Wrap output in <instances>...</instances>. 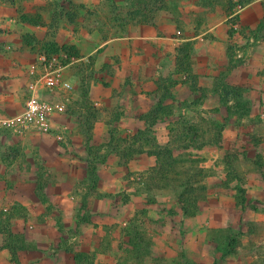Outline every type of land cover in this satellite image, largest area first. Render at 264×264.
Segmentation results:
<instances>
[{"label": "rangeland", "instance_id": "374dc122", "mask_svg": "<svg viewBox=\"0 0 264 264\" xmlns=\"http://www.w3.org/2000/svg\"><path fill=\"white\" fill-rule=\"evenodd\" d=\"M132 1L105 0L98 10L89 7L88 12L92 14L83 20H64V5H56L54 16L44 19V13L39 15L35 9L39 6L43 12L48 11L49 0H37L36 3L35 0H0V13L3 14L6 4H14L20 12V21L26 25L46 27L44 39L36 40L31 33H25L24 42L40 46L39 51L55 55L61 64H65L72 56H79L96 48L98 43L123 34L124 31L119 29L121 22L132 27L133 24L127 21L128 10L134 6ZM203 1L208 8L199 14L200 18L192 28L197 29L198 34L201 30L205 32L208 29L206 13L212 10L219 15H233L223 31L229 38L215 36L213 32L203 33V40L185 42L179 48L183 51L181 58L187 63L192 52L201 46L216 44L226 46L225 55L230 66L216 76L215 85L191 76L193 83L188 80L182 88L185 101L177 103L174 102L176 99L163 98L166 91L163 96L162 86L157 85L152 96L144 90L142 99H131L123 106L124 110L110 104L104 113L98 115L101 106L91 101L89 92L92 81L96 83L104 79V83H112L115 79L127 78L128 73L118 72L114 63L103 66V69L96 68L97 51L76 63L75 67L64 69L65 74L73 73L82 87L79 92L83 94L87 110L80 118L82 127H75L74 132L80 134V131L92 130V127L99 128V131L87 137L89 144L91 140L95 143L88 149L87 164L76 168L75 177L78 179L70 193L74 197L70 195L63 203L55 205L52 201L48 203L44 192L37 194L43 203L41 208L80 210L79 213H71L72 217L78 213L77 219L87 222L76 229L63 221L66 219L63 210H56L55 214L60 228L64 225L70 232L74 231L77 238L82 236L81 243L89 249L86 253L88 264H244L243 256H246L247 249L264 254V243H256V239L262 241L264 238L263 226L247 227L243 217L246 192L250 190L246 184L250 179L258 178L264 185V95L251 94L255 88L263 92L264 85L241 84L238 81L240 75L232 76L233 65L249 62L250 58L244 51L256 46L262 37L264 39V20L256 29L248 30L239 22L241 0ZM151 2L154 3L153 10L165 7V3L160 7L155 0ZM169 7L174 25L182 26V14H178L171 5ZM74 8L69 5L67 9L73 11ZM3 16L0 17V31L8 28L4 25ZM257 73L264 78V67L260 66ZM200 75L208 77L210 74L205 71ZM169 84L165 89L170 92L172 83ZM225 84L244 89L239 97L238 94L224 97ZM210 89L211 93H208ZM26 97L17 105L21 111V104L26 103L28 94ZM65 104L71 106L69 98ZM72 107L78 110L76 105ZM129 107L133 110L140 107L144 113L128 116L126 111L131 112ZM63 126L68 129L66 124ZM62 130L54 127L49 134L65 143V139L70 138ZM35 137L41 136L37 134ZM129 145L145 151L126 155L130 151ZM163 147L172 150V157L166 155L156 162V157L149 155L148 151H158ZM35 153L39 152L35 150ZM110 156H115V159ZM161 167L178 174L177 181L173 184L164 182ZM199 172L201 176L198 178L203 180L207 192L200 203L199 213L185 217L175 200L176 192L182 190L176 182ZM39 183L43 190V183H47ZM106 183L108 187H103ZM251 200H256V197ZM248 233L254 236L253 244L247 242Z\"/></svg>", "mask_w": 264, "mask_h": 264}, {"label": "crops", "instance_id": "0c3cea01", "mask_svg": "<svg viewBox=\"0 0 264 264\" xmlns=\"http://www.w3.org/2000/svg\"><path fill=\"white\" fill-rule=\"evenodd\" d=\"M50 1L53 0H49L48 11L43 12L39 6L35 9L39 15L44 13V19L52 18L56 5H64L65 10L62 14L64 20H83L92 14L88 12L89 7H95L98 10L101 3H105V0H62L61 4L60 0L56 3H50ZM241 1L243 7L239 14L240 24L248 30L256 29L264 20V0ZM164 3V8L155 10L152 7L140 9L138 4L133 3L134 6L129 8L127 18L128 24L129 22L133 24L132 27L126 25L127 22H121L119 29L124 31L123 34L98 43L96 48L81 53L79 56H72L63 64L65 68L75 67L82 59L97 51L96 68L103 69V66L114 63L118 72L122 70L128 73L127 78L115 79L112 83H104V79L96 83L92 81L89 92H91V101L101 106L98 115L104 113L105 107L110 104L124 110L123 106H126L131 99L140 101L144 90L152 96L157 85L162 86V95L166 91V96L163 95V98L172 101L176 99L177 101L174 102L177 103L185 101L182 88L184 89L188 80L193 83L191 76L215 85L218 79L216 76L223 69L229 68V59L225 55L226 46L203 45L196 52H192L187 63L182 60L183 51L179 48L185 45V42L203 40V33L213 32L215 36L226 37L223 31L233 15H219L213 10L207 12L208 29L205 32L201 30L198 34L197 29L192 27L196 19L200 18L199 14L204 13V10L208 8L205 1L164 0ZM214 4L212 2V5ZM69 5L75 7L73 11H68ZM169 5L174 7L178 14H182L181 18L184 19L182 26L174 25L170 17ZM19 14L14 4L9 6L6 4L3 14L0 13V17L4 15V25L8 27L7 30L0 31V264H88L87 259L82 261V259H76L75 256L78 252L84 254L89 252V249L81 243L82 236L77 238L76 233L70 232L64 225L60 228L58 217L55 214L56 210H63L62 213L66 218L63 221L76 229L77 226L82 227L83 222H87L84 219H77L80 210L41 208L43 203L37 193L44 192L48 203L51 204L52 201L55 205H60L67 197L69 198L74 182L78 179L75 177L76 168L78 166L82 168L87 164L88 149H91L95 143L93 142L95 140H91L89 144L90 140L88 141L87 137L92 133H98L99 128L84 129L80 131L81 133L79 132L80 134L74 132L75 127L81 126L80 118L84 117L83 114L87 110L83 104V94L79 92L80 89L82 91V87L75 80L73 73L66 74L75 84V90L65 94L71 106H66L65 111L58 115L55 121V127L63 128L62 131L69 135L70 139L64 136L65 143H62L53 134H46L34 128L25 132L15 122L17 115L22 112L21 109L19 110L20 106L17 107V105L26 100L27 94L29 96L28 82L31 79L29 68L41 53L40 46L24 42V34L31 33L36 40H41L45 38L47 30L43 25H26L20 21ZM202 23L205 24V21ZM96 30L98 31L99 27ZM244 54L249 56V62L245 65H233L232 76L240 75L238 81L242 82L241 84L264 85V78L257 73L260 66L264 67L263 37L256 46L246 49ZM205 71H209L208 77L200 75ZM169 83H172L171 88L169 86L170 92L167 88L165 89ZM211 90H208V93H211ZM212 91H215L214 88ZM251 94L261 97L264 91L255 88ZM48 97L52 100L63 99L59 93L48 95ZM75 105L78 110L72 107ZM21 106L24 109L25 103ZM128 109L131 111H126L128 116L134 117L144 113L140 107L134 110L131 107ZM97 122L100 123V121ZM63 124H66L67 130ZM37 134L41 137H35ZM35 150L39 153L34 154ZM85 155L87 159H84ZM109 158L115 159V156ZM41 181L47 183H43V190L40 189L39 182ZM101 181L104 183V180L101 179ZM246 186L250 190L246 192L247 200L243 208V217L246 221L244 224L247 227L257 224L264 228V208H261L264 206V185L261 179L256 178L253 181L250 179ZM103 187H108V184ZM73 197L72 194L71 198ZM254 197L256 200H251ZM75 211L78 213L73 218L71 213ZM5 215H9L6 226L3 223ZM4 227H8L13 233L20 234L25 239V248L17 245L15 260L12 251L6 246ZM246 237L248 243H254L255 239L251 233H248ZM256 240L259 245L264 243V238L262 241ZM243 262L244 264H264V254L252 248L247 249Z\"/></svg>", "mask_w": 264, "mask_h": 264}, {"label": "built area", "instance_id": "2783aa9c", "mask_svg": "<svg viewBox=\"0 0 264 264\" xmlns=\"http://www.w3.org/2000/svg\"><path fill=\"white\" fill-rule=\"evenodd\" d=\"M242 5L240 8L242 9ZM64 65L57 56L41 52L29 68V96L21 114L15 119L20 128H34L49 134L56 117L66 109L65 94L75 90V84L66 76ZM59 93L63 99L52 100L48 95Z\"/></svg>", "mask_w": 264, "mask_h": 264}, {"label": "trees", "instance_id": "16d2710c", "mask_svg": "<svg viewBox=\"0 0 264 264\" xmlns=\"http://www.w3.org/2000/svg\"><path fill=\"white\" fill-rule=\"evenodd\" d=\"M152 0H133L134 4H138V7L140 9L144 8H151L153 7V4L151 2ZM155 3L160 4V7H163L164 0H155ZM244 88L242 87H236V86H231L229 84H225L223 91H224V97L225 95H235L238 94V97L240 94V91L243 90ZM242 92V91H241ZM237 96V95H236ZM163 99V98H162ZM161 99V100H162ZM130 151L126 152V155H134L136 153L141 154L144 153L145 150L144 148H137V147H128ZM132 151V152H131ZM149 155L155 156L156 157V162L162 159L163 156L169 155L172 157V150L169 147H163L161 150H150L148 151ZM161 170V176L164 182L168 184H173L175 181H177V175L173 174V171L170 172V170H167L164 167L160 168ZM201 176V173L199 172L198 174L192 175L190 174L189 176H185L183 179L180 181L176 182L178 186L182 187V190L176 192V202L178 203L182 215L185 217H193L197 215L200 211V203L204 199L205 193L207 192V187L202 183V179L198 178ZM4 220V225L8 224L9 220V215H5L3 217ZM4 234L6 235V246L10 248L12 251V255L14 260L17 257V245L19 244V247L25 248L26 245L25 239L22 235L20 234H15L13 233L8 227H4L3 229ZM76 259L83 261V259H86V254L78 252L76 255Z\"/></svg>", "mask_w": 264, "mask_h": 264}]
</instances>
